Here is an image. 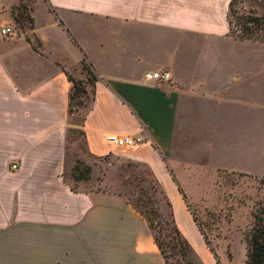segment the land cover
I'll list each match as a JSON object with an SVG mask.
<instances>
[{
	"label": "crops",
	"instance_id": "obj_1",
	"mask_svg": "<svg viewBox=\"0 0 264 264\" xmlns=\"http://www.w3.org/2000/svg\"><path fill=\"white\" fill-rule=\"evenodd\" d=\"M30 1L31 26L0 37V264H165L125 195L64 179L65 70L83 58L86 153L147 165L196 257L218 264L192 209L220 172L264 177V43L230 34L229 0ZM19 4L0 0V25ZM163 69L170 82L143 76ZM122 134L143 141L122 149Z\"/></svg>",
	"mask_w": 264,
	"mask_h": 264
},
{
	"label": "rangeland",
	"instance_id": "obj_2",
	"mask_svg": "<svg viewBox=\"0 0 264 264\" xmlns=\"http://www.w3.org/2000/svg\"><path fill=\"white\" fill-rule=\"evenodd\" d=\"M248 1H238L236 7L240 11L247 10L250 7ZM19 3L26 5L27 16L29 17L28 6L31 5V1L19 0ZM17 9L13 11V14L17 12ZM260 9L261 6L258 7V11ZM12 22L18 33L24 32L30 25L27 20L25 27H21L15 20ZM67 64L68 70L73 73L75 78L85 79V71L82 70L81 66ZM91 94V90L88 89V93L80 99L82 105L79 106V112L71 115L69 119L73 126L69 127L67 132L68 151L67 166L64 171L65 179L71 186H77V189H104L122 192L133 198L140 195L142 189H146L148 196L158 198V193H153L154 183L144 165L131 162L121 153H108L101 157H92L86 153L79 126L90 103ZM75 100H73L74 109L77 108ZM76 165L78 167L77 173L83 174L85 177V179L77 182L70 177L69 171ZM87 166H90L89 171H87ZM138 175H141L142 179L134 178ZM211 193L209 200L193 207L192 214L200 225L209 246L214 250L219 261L218 264H245L244 233L251 227L253 214L262 213L264 217V177L220 172L211 188ZM158 207L162 215H165L167 208L161 198ZM160 229L161 238L168 241L169 237L166 235V230L161 226ZM218 255L221 256L222 261ZM169 260L175 264V257L170 256Z\"/></svg>",
	"mask_w": 264,
	"mask_h": 264
},
{
	"label": "trees",
	"instance_id": "obj_3",
	"mask_svg": "<svg viewBox=\"0 0 264 264\" xmlns=\"http://www.w3.org/2000/svg\"><path fill=\"white\" fill-rule=\"evenodd\" d=\"M238 1L242 0H229L228 10H227V22L229 26V32L232 36L239 39H247L251 42L264 43V0H249V5L247 10L240 11L236 4ZM261 6L260 11L258 7ZM27 7L26 5L20 4L17 9V12L13 14L14 19L17 24L21 27H25V21H29L30 25L32 24V18L27 16ZM82 70L85 71V79L75 78L69 70H65V75L67 80L70 82V92L68 93L69 102L68 110L69 115H73L79 112V106L82 105L81 97L85 96L88 93V89L91 90L92 94L94 93V84L96 81V76L94 75L90 64H88L85 59H82L81 62ZM91 94V95H92ZM77 108L74 109L73 100ZM92 101V97L90 102ZM90 103L88 104L87 109L89 108ZM87 111V110H86ZM84 116V115H83ZM133 162V161H131ZM137 164H142L147 167L149 175L151 176L152 182L154 183V194L158 193L159 197L148 196L147 190L142 189L140 195H137L135 198L118 192L126 196L128 202L131 206L137 210L139 214L147 221L150 232L153 236L155 243L159 248V252L163 257L165 264H174L169 260V257H175V264H204L202 263L194 254V250L181 234V230L177 226L173 218V210L170 201L167 199L164 190L160 187L157 179L153 176L152 171L148 168L147 165L139 162H133ZM90 170V166H87V171ZM65 171V170H64ZM70 171V177L74 181H79L85 179L83 174H78L77 165L74 166ZM65 179V175L63 172ZM134 178L142 179L141 175L134 176ZM71 189L74 191L77 189V186H71ZM181 190V188H180ZM182 191V190H181ZM184 196V194H183ZM160 198L164 201L167 212L165 215H162L158 207V202ZM155 203V206H153ZM148 205H150L148 207ZM193 215V214H192ZM253 220L251 223L250 229L244 233V241L246 245L245 253V264H264V217L262 213L253 214ZM194 221H196L193 216ZM197 223V221H196ZM199 229L202 231L200 225L197 223ZM160 226L166 230V235L169 237L168 241H165L161 238L159 231ZM203 234V231L201 232ZM205 243L212 251L217 263L219 262L216 258L214 250L209 246L208 241L206 240L203 234Z\"/></svg>",
	"mask_w": 264,
	"mask_h": 264
},
{
	"label": "built area",
	"instance_id": "obj_4",
	"mask_svg": "<svg viewBox=\"0 0 264 264\" xmlns=\"http://www.w3.org/2000/svg\"><path fill=\"white\" fill-rule=\"evenodd\" d=\"M17 30L16 27L11 24H3L0 25V37L8 38L16 35ZM144 78L154 82H170L171 81V73L167 69L156 70V71H146L144 73ZM110 141L115 144L119 148H129L134 149L142 143L143 139L141 136H134L129 134H122L119 136H111L109 137ZM17 164L12 165V169H17Z\"/></svg>",
	"mask_w": 264,
	"mask_h": 264
}]
</instances>
